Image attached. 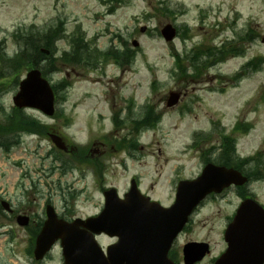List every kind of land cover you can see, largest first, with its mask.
Returning <instances> with one entry per match:
<instances>
[{
  "label": "rangeland",
  "instance_id": "1",
  "mask_svg": "<svg viewBox=\"0 0 264 264\" xmlns=\"http://www.w3.org/2000/svg\"><path fill=\"white\" fill-rule=\"evenodd\" d=\"M56 17L64 21L67 36L80 27L91 47L120 48L125 41L135 50V60L125 69L108 63L95 71L58 61L47 78L52 84L63 79L70 84L59 91L63 99L57 102L58 115L49 118L23 109V114L44 123L46 132L62 136L67 146L98 152L99 147L101 154L76 159L73 152L55 149L46 132L0 130V198L15 210L39 221L50 203L66 220L85 219L102 209L105 188L114 187L122 195L132 178L143 194L168 206L177 182L200 173V153L218 146L224 134L236 138L238 157L264 155V62L257 70L245 67L252 59L264 60V0H0V40L4 39L6 57L14 58L19 51L13 31L31 25L42 28ZM168 23L181 33L171 42L160 34ZM247 32L255 40L238 39ZM223 45L243 51L216 64L204 60L198 74L192 70L187 59L191 50ZM68 46L69 37L57 40L52 59L59 60ZM173 54L185 55L180 66ZM17 67L4 69L0 77V127L14 108L18 82L32 66L22 62ZM170 91L181 96L173 108L165 105ZM146 106L161 114L152 128L141 121ZM113 114L119 117L116 125ZM237 123L250 126L236 131ZM211 131L208 140L196 136L198 147L190 149L195 135ZM261 168L257 171L251 161L244 165L245 171L254 169L255 177H261L248 190L264 203ZM238 203L231 189L222 199L199 207L188 230L174 243L178 261L183 244L207 240L210 253L196 264H210L224 247L221 218ZM10 215L0 211V264H28L23 255L28 237ZM97 241L105 248L115 239L102 234ZM61 263L59 247H54L43 264Z\"/></svg>",
  "mask_w": 264,
  "mask_h": 264
},
{
  "label": "water",
  "instance_id": "2",
  "mask_svg": "<svg viewBox=\"0 0 264 264\" xmlns=\"http://www.w3.org/2000/svg\"><path fill=\"white\" fill-rule=\"evenodd\" d=\"M161 34L171 40L175 29L165 25ZM133 45H137L134 41ZM178 98L171 92L167 105ZM18 108L31 107L46 115L54 112V93L41 72L30 70L20 81L12 98ZM59 149H66L62 139L50 134ZM246 177L223 166L207 164L201 174L192 180L179 182L174 203L162 207L139 193L134 181L121 199L114 188L103 192L104 206L100 213L85 220L66 222L58 219L48 207L47 219L36 238L35 256L41 258L57 239L61 240L65 264H174L167 256L172 240L182 228L188 215L209 192H219L233 184H243ZM257 205L253 200L243 201L237 215L225 231L227 249L215 264H261L264 260V219L252 216ZM21 225L27 217H19ZM82 227L83 229L79 228ZM105 233L116 237L106 247V254L94 239V234ZM208 251L206 243L189 242L183 247L184 264H193Z\"/></svg>",
  "mask_w": 264,
  "mask_h": 264
},
{
  "label": "trees",
  "instance_id": "3",
  "mask_svg": "<svg viewBox=\"0 0 264 264\" xmlns=\"http://www.w3.org/2000/svg\"><path fill=\"white\" fill-rule=\"evenodd\" d=\"M64 26L63 20L57 18L54 22L42 28L31 25L27 28L15 30L11 34V37L16 43V46H18L19 51L14 58L6 57L4 39L0 40V77L3 75L4 69H17V66L22 62H25L29 67L38 66L43 75H49L56 71V63L58 61L73 66L72 68L78 67L90 71L99 66H103L109 61L119 65H128L134 58V51L128 48V44L125 41H123L122 44L124 47L123 49H117L111 46L106 50H101L97 47H91L90 43L85 41V34L80 27H77L71 35L67 36ZM65 37H69L68 49H63L59 56V60L55 61L52 59L55 51V42ZM240 38L249 41L252 40L253 37L245 34ZM45 49L50 50L48 54L44 53ZM52 51L53 53L51 55L50 52ZM239 51H243V49L239 50L236 46L226 47L223 45L220 48L207 46L205 49H198L197 51L198 54L202 52L204 55L196 57L197 54H195V52L188 59L191 62L194 72H198L200 66L205 67L203 64L204 60L209 61L213 59L215 62L221 61L225 59L227 55L238 54ZM175 60L177 65L180 66V57L176 56ZM261 61L262 58H256L253 62L248 64L256 69V65ZM68 85L69 84L66 83L64 79L60 83L53 85L57 100L63 99V96L59 95V91L64 90ZM147 120H151L150 117L145 119V121ZM45 128L44 125L40 124L35 119L23 114V110L13 108L11 114L6 116V124L4 127H0V130L3 132L25 130L27 132L37 131L39 133H44ZM83 153L84 152L81 154L83 155ZM216 161L227 166L240 168L241 163L235 156L234 143L230 137H222L221 151Z\"/></svg>",
  "mask_w": 264,
  "mask_h": 264
},
{
  "label": "flooded vegetation",
  "instance_id": "4",
  "mask_svg": "<svg viewBox=\"0 0 264 264\" xmlns=\"http://www.w3.org/2000/svg\"><path fill=\"white\" fill-rule=\"evenodd\" d=\"M235 190V194L237 195V198L239 200V203L242 199L247 198V197H253L257 200L256 196L254 195V193L252 191H249L248 188H242L243 190H240L238 188L232 187ZM230 189V188H229ZM225 194L222 192L220 194L214 195V194H210L205 201L208 200H214V199H222L223 196ZM3 199H0V208H6L7 211L11 214L10 217L13 220V223L17 221V217L18 215H26L28 217V224L22 228H20L22 231L25 232V236L28 237L27 242H26V248L25 251L23 252V255L29 260V264H43L46 260H47V255H45L43 257V259L41 260H35L32 257L33 254V247H34V239L36 237V235L38 234L42 224H43V219L36 221L34 218H32L30 215H28L25 211L23 210H15L13 205H11V203H9L7 201V205L3 204L2 202ZM258 202H260L259 200H257ZM238 203V205H239ZM262 204V207L264 208V203L260 202ZM238 205L231 211L230 215L227 217H222L221 219L223 220V227L229 223L236 211V208L238 207ZM224 218V219H223ZM17 225V223H16ZM203 241V240H201ZM56 247H59V243H57L55 245Z\"/></svg>",
  "mask_w": 264,
  "mask_h": 264
}]
</instances>
